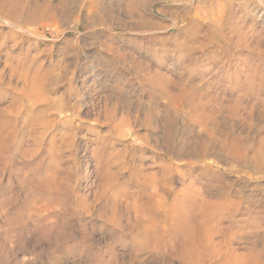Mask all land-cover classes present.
<instances>
[{
  "label": "rangeland",
  "instance_id": "obj_1",
  "mask_svg": "<svg viewBox=\"0 0 264 264\" xmlns=\"http://www.w3.org/2000/svg\"><path fill=\"white\" fill-rule=\"evenodd\" d=\"M133 1L17 0L21 18L0 21V264H264V174L224 170L217 185L231 183L240 209L215 205L193 217L171 205L137 212L134 201L146 202L135 195L147 189L130 179L131 166L157 171L160 157L144 118L162 116L165 98L151 100L147 73L174 92L180 83L214 96L244 121L251 114V128L240 119L237 128L264 148V0H146L129 9ZM33 77L42 96L26 87ZM121 116L125 135L114 131ZM143 136L149 148L131 154ZM115 151L129 165L118 170L129 198L116 203L118 187L101 173ZM187 180L174 175V190Z\"/></svg>",
  "mask_w": 264,
  "mask_h": 264
},
{
  "label": "bare ground",
  "instance_id": "obj_2",
  "mask_svg": "<svg viewBox=\"0 0 264 264\" xmlns=\"http://www.w3.org/2000/svg\"><path fill=\"white\" fill-rule=\"evenodd\" d=\"M16 1L13 0V2L7 3V0H0V8H3L0 10V21L9 23L10 20L16 21L21 18L20 15L26 10H15L16 8L13 6ZM143 1L145 2L146 0H134L129 5V9L135 8ZM12 8L14 10H11ZM147 74L148 77L142 78L152 90L150 93L151 100L152 97L155 102L163 97L165 100L161 102L164 110L162 116L149 112L144 118V123L148 125V129H151L155 134L150 148L160 152L157 153L158 156L160 154L157 159V171L143 172L140 168L139 173H133V166H131L130 179H132V176L135 177L141 184V188L147 189L142 194L135 195V200L141 201L143 199L142 202H146L138 203L134 201L136 211L143 214L144 209L148 210V206L154 208L155 211L158 209L163 211V209L168 207L167 205H171L175 207L174 214L181 217H193L199 214L210 215L208 209L215 205H226L232 211L240 209L241 198L239 196L237 199H232V192L229 188L231 183L227 182L222 188L218 187L217 184L222 178L221 174L224 173V170L235 174L242 173V176H245L247 170L264 174V148L261 147V144L258 145V141L254 137L249 136L247 132L243 133L237 128L239 119L247 123V129L251 128L253 124L252 115L249 114V120L244 121L246 118L239 113L238 109L214 103L216 101L213 98L214 96L208 97L207 94H198V91L188 89L184 84L180 83L177 84V86L179 85L177 92H174L171 83L169 81L165 83V77L163 78L157 72ZM153 79L157 81L155 82ZM152 84L156 85L152 86ZM43 86V82L31 79L26 87L29 92L35 91V93L33 92L34 95L38 93V95L42 96ZM13 88L17 90L16 85H13ZM16 94H19V92H16ZM19 95L15 99L16 101L19 100ZM19 110L22 109L20 108ZM110 110L112 111L108 114V117L112 119L115 117L113 106ZM44 111L36 115L39 116L42 113L44 118ZM33 117V122L38 121L35 123L43 126L49 124L47 119H40L35 115ZM180 118H183L182 123L187 130H185L186 133L184 130L178 131L177 129ZM6 120L2 119L0 121V133L4 129ZM155 120L156 123L154 124ZM127 121V116L117 118L114 124L115 133L124 134L122 128ZM159 127H162V130L157 131ZM22 136L19 138V143L23 142ZM143 138L142 145L133 147L130 150L131 154L137 151L142 152L144 148H149L147 138L145 136ZM108 160L110 161L102 162L101 173L104 179H110L107 180L108 185L118 187L114 193L113 201L116 203L119 196H124L125 199H128L129 197L124 191L125 182L120 181V173L118 171L128 168V162L118 151L113 152ZM220 164L225 167H220ZM176 174L179 175L182 182L188 180L183 187L174 190V175ZM169 192L177 196L173 198L172 204L166 200V194ZM178 196H180V200L177 199L179 198ZM185 207L187 209H184ZM256 256L259 260L261 259V254H256ZM262 262L264 263L263 260Z\"/></svg>",
  "mask_w": 264,
  "mask_h": 264
}]
</instances>
